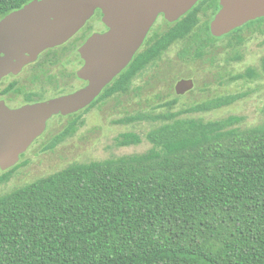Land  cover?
<instances>
[{"label": "trees", "instance_id": "obj_1", "mask_svg": "<svg viewBox=\"0 0 264 264\" xmlns=\"http://www.w3.org/2000/svg\"><path fill=\"white\" fill-rule=\"evenodd\" d=\"M33 1L0 0V21ZM196 10L167 40L190 41L186 61L223 47L224 64L209 63L225 92L189 105L161 100L113 119L147 127L119 133L132 153L24 184L1 175L0 264H264V107L208 117L250 97L226 93L233 83L264 81V19L217 39L209 22L195 21ZM258 53L245 71H231Z\"/></svg>", "mask_w": 264, "mask_h": 264}, {"label": "water", "instance_id": "obj_2", "mask_svg": "<svg viewBox=\"0 0 264 264\" xmlns=\"http://www.w3.org/2000/svg\"><path fill=\"white\" fill-rule=\"evenodd\" d=\"M198 1L34 0L0 21V81H5L12 72L23 70L26 64L24 48L30 43L37 50V55L31 59L35 62L47 49L61 46L74 38L101 10L105 11L102 21L108 28L106 32H95L73 55V59L85 57L89 60V67L79 71L80 75H91L92 85L88 89L19 113L20 118L30 113L29 120H18L14 127L10 122L0 126L1 172L8 171L21 161L20 153L9 164L6 163L9 160L1 157L12 138L27 144L28 136L34 131L35 141L43 136L47 123L55 115L75 113L87 107L131 63L160 14H165L168 21L176 22L189 13ZM260 19H264V0H220L210 24L211 35L220 39ZM194 89L192 79L181 80L176 85L179 96Z\"/></svg>", "mask_w": 264, "mask_h": 264}, {"label": "flooded vegetation", "instance_id": "obj_3", "mask_svg": "<svg viewBox=\"0 0 264 264\" xmlns=\"http://www.w3.org/2000/svg\"><path fill=\"white\" fill-rule=\"evenodd\" d=\"M219 4L220 0L198 1L192 9H197L196 14L193 15L196 17L195 21L198 20L200 26L203 27L209 22L210 30L211 21L218 11ZM104 12V10H101L92 17L86 27L67 43L41 53L35 62L31 61L37 55L35 45L30 43L24 48L26 64L23 70L18 73L12 72L5 81H0V126L5 122H10L9 124L14 127L18 120L24 121L25 118L28 121L30 113L23 115L21 118L19 113H24L25 110H30L31 107L38 104L73 95L78 91L88 89L92 85L91 75L79 74L80 70L89 67V60L85 57L73 59V55L87 43L95 32H106L108 30L102 21ZM185 16L176 22H170L166 19L165 14H160L131 63L106 85L87 107L75 113L55 115L47 123V129L43 136L35 141L33 140L35 138L34 131L31 132V136H28L27 144L12 138L6 152L1 157L4 160H9L6 162L9 164L11 159L17 158L20 153L21 161L6 172H1L0 167V174L12 177L10 184L18 185L15 183V178L24 174V171L34 163L35 159L40 157L42 144L53 130L64 127L62 131L64 132L69 127L82 126L86 123L87 117L92 111L101 110L110 103L125 109H151V89L155 81H158V73L161 72L160 69L163 67L187 66V70H183L173 78L172 85L175 96L165 97V101L173 100L176 97L182 100L194 93L197 89V81L195 69L192 66L193 63L199 60L208 63L209 59L216 58V52L219 48H207L202 58L195 61L188 58L186 61L183 57V51L189 47L190 41L179 37L167 40L168 34L175 29L176 25L184 22ZM159 22L158 27L157 23ZM157 27L161 29L153 33V29ZM184 79H192L195 89L184 96H179L176 93V85ZM51 125H55V127L51 129ZM44 148L45 146L43 147L44 151L50 150L49 147ZM21 152L24 153L21 154Z\"/></svg>", "mask_w": 264, "mask_h": 264}, {"label": "rangeland", "instance_id": "obj_4", "mask_svg": "<svg viewBox=\"0 0 264 264\" xmlns=\"http://www.w3.org/2000/svg\"><path fill=\"white\" fill-rule=\"evenodd\" d=\"M157 24L159 27L160 22ZM158 27L153 29V33L158 29H161ZM244 35H250V31L247 30ZM250 45H252V43ZM222 48H219L216 52V60L220 65H223L225 62ZM259 54L260 53L256 56H251L244 64L235 65L231 71L233 73L245 71L247 66L255 64ZM192 66L196 73L197 89L194 93L182 99L180 102L181 104L189 105L197 103L225 92L224 89L216 85L217 69L215 66L202 60L194 62ZM186 67L187 66L183 67L178 65L173 68L163 67L160 69L161 72L158 73V81H155V84L151 89L150 98L152 99V105L164 100L165 97L171 98L175 96L172 85L174 82L173 78L178 76L183 70H187ZM256 85L262 86V88L256 90ZM247 91L252 92L250 97L235 105L215 111L208 117L222 118L231 114H247L254 109L259 110L263 108L264 81L257 83L253 81L248 83H233L230 85L226 93L235 95ZM135 111L140 110L125 109L117 107L114 103H110L101 110L92 111L88 115L86 123L82 126H75L69 134L62 139L61 144L53 146L51 150L44 151L43 147H50L53 139L62 133L64 127L53 130V132L47 137L46 141L42 144L40 157L35 159L34 163L24 171V174L15 178V183L24 184L31 182L37 178L75 163L86 162L89 160H110L114 158V155L134 152V146L129 147L119 144V133L138 132L144 134L147 127L143 123L126 127H117L116 125H112V121L117 117L124 116L128 113H134ZM54 127L55 125H51V129ZM9 187L3 185L2 189H10Z\"/></svg>", "mask_w": 264, "mask_h": 264}]
</instances>
